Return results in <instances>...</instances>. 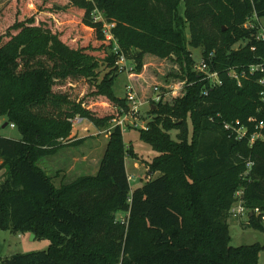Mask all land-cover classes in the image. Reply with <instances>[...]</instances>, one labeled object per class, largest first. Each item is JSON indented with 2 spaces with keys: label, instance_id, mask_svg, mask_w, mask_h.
Here are the masks:
<instances>
[{
  "label": "trees",
  "instance_id": "1",
  "mask_svg": "<svg viewBox=\"0 0 264 264\" xmlns=\"http://www.w3.org/2000/svg\"><path fill=\"white\" fill-rule=\"evenodd\" d=\"M66 1L99 41L112 23L115 43L95 55L74 47L48 21H18L0 33V117L21 136H0V229L50 241L47 251L0 264H260L264 246H231L228 221L241 191L250 212L246 226L264 230V140L251 145L248 138L255 132L264 138L263 89L258 75L238 87L229 73L264 56V43L245 27L264 18V0ZM189 47L202 49L221 86L212 88L194 71ZM121 55L137 75L146 55L174 60L180 74L173 77L185 83L172 102L152 108L148 130H140L141 141L158 154L148 173L158 176L131 189L126 157L134 151L117 127L97 174L56 188L40 162L64 147L72 121L110 128L129 109L109 92ZM103 65L110 72L97 81ZM80 79L107 98L111 113L96 114L62 89ZM237 121L248 130L242 141L225 129Z\"/></svg>",
  "mask_w": 264,
  "mask_h": 264
},
{
  "label": "rangeland",
  "instance_id": "2",
  "mask_svg": "<svg viewBox=\"0 0 264 264\" xmlns=\"http://www.w3.org/2000/svg\"><path fill=\"white\" fill-rule=\"evenodd\" d=\"M97 16L104 19L100 14ZM80 18L78 10L66 0H0V33L18 21L32 20L36 23L48 21L52 23L57 33L66 36L67 40L70 39L69 42L74 47H85L95 55H103L104 47L109 43H115V39L110 33L113 24L105 23L104 36L106 40L102 42L96 38L94 32L84 30ZM247 25L264 27V18H260L259 21L249 20L245 27ZM245 45L246 42H242L235 48ZM189 50L196 66L199 65L203 61L202 49L189 47ZM144 63L142 73L137 75L132 62H121L119 66H116L118 76L112 89H109V92L119 99L126 100L127 87H131L138 99L144 102L140 111L139 127H128L129 129L123 132L125 147L129 151H134V158L126 157V169L131 178L132 190L143 186L148 181L150 178L148 163H151L158 155L150 145L140 139V130H148V122L151 120L150 111L153 107L150 105V101L158 93L155 88H158L162 94V103L164 104L172 102V98L180 94V90L185 84L173 77L174 74H180L179 66L174 60L146 55ZM99 72L97 81H103L105 74L110 72V69L103 65ZM62 89L68 91L75 101H82L86 107L94 109L96 114L106 115L113 109L106 97L93 95L95 89L90 81L74 80L63 84ZM112 123L110 128L105 129H98L87 120L82 123H72L70 136L63 140L64 147L55 155L47 156L40 162L41 167L46 170L56 188L74 181L81 175L97 172L111 137ZM5 124V117H0V136L16 140L21 138L16 127L12 128L11 125L6 127ZM170 135L172 139H176L177 132L172 131ZM157 176L158 174H153L151 178ZM248 217L241 219L231 217L229 219L231 246L241 247L254 244L264 246V230L247 227ZM117 218L122 220L124 216L118 214ZM33 235L31 233H12L0 229V260L19 253L47 251L50 241L46 238L35 237L34 239ZM259 263L264 264V250L260 254Z\"/></svg>",
  "mask_w": 264,
  "mask_h": 264
},
{
  "label": "built area",
  "instance_id": "3",
  "mask_svg": "<svg viewBox=\"0 0 264 264\" xmlns=\"http://www.w3.org/2000/svg\"><path fill=\"white\" fill-rule=\"evenodd\" d=\"M253 20L259 21V18L254 17ZM246 27L247 29H251L255 31V34H254L255 40L258 43L260 44L264 43V27L263 26L254 27L253 25H249V26L247 25ZM251 50L256 51V47L253 46ZM114 51L117 52V48L114 49ZM212 57L213 55H210L209 57L210 62L212 61ZM259 60L260 61L258 63L250 65L248 69L242 70L241 72H238L235 69H231L229 76L232 80H234L237 83L238 87H241L242 79H248L249 75L250 76L258 75L259 77L257 79V82L263 89V91L260 94L261 101L264 103V56L260 57ZM121 62H127V60L122 55L119 56V59L116 63L117 66H119ZM194 71L198 74H202L204 80L209 81L212 88L222 85V81L219 77V74L217 72L210 71L209 62H207L206 60L203 59V61L199 65L197 66L195 65ZM126 91H127V95H126L127 101L126 102H127L129 109L127 111L122 110L123 112L122 115L118 117L117 119H114L112 121L113 123L111 122L113 124L112 128L120 127L122 130V133L125 132L127 129H129L128 127H132V126L139 127L138 123H139L140 111H141V108L144 106V102L138 99L136 93L133 91L131 87H127ZM155 91L158 93L155 97L151 98L150 105L152 107H155V105L161 103L162 97H163L158 88H155ZM83 121L84 119L78 117L74 119L72 123L77 124V123H82ZM250 121H254V119L252 118L250 119ZM11 127L14 128L15 126L12 124ZM260 127L262 128L263 125L261 124ZM225 129L231 130V132L236 135V139L239 141H242L245 138H247L246 136H247L248 130L245 127L241 126L239 121L236 122L235 126L227 124L225 126ZM248 138H249V142L251 145H253L255 141L258 139L264 140L262 135L258 132L253 133ZM130 179L131 178L129 177V180ZM241 195H242L241 191L237 192L238 200L234 203L231 209V212H230L231 216L236 219H241L243 217L249 216V213H250L249 210H247L246 207L244 206L243 200H241Z\"/></svg>",
  "mask_w": 264,
  "mask_h": 264
},
{
  "label": "crops",
  "instance_id": "4",
  "mask_svg": "<svg viewBox=\"0 0 264 264\" xmlns=\"http://www.w3.org/2000/svg\"><path fill=\"white\" fill-rule=\"evenodd\" d=\"M7 123V122H6ZM5 126L7 127V125L5 124ZM100 165V164H99ZM100 167V166H99ZM98 170H99V168L97 169V172H98ZM97 172L96 173H93V174H87V175H81V176H95L96 174H97ZM81 176H79V177H81ZM78 177V178H79ZM73 182V181H72ZM71 183V182H70ZM67 184H69V183H67ZM35 239V238H34Z\"/></svg>",
  "mask_w": 264,
  "mask_h": 264
},
{
  "label": "water",
  "instance_id": "5",
  "mask_svg": "<svg viewBox=\"0 0 264 264\" xmlns=\"http://www.w3.org/2000/svg\"><path fill=\"white\" fill-rule=\"evenodd\" d=\"M6 125H8V123H6ZM153 175V173H150V177ZM33 238H35V235H33Z\"/></svg>",
  "mask_w": 264,
  "mask_h": 264
}]
</instances>
